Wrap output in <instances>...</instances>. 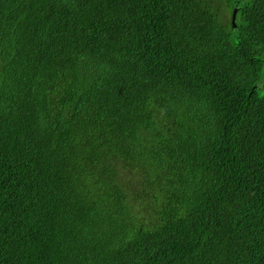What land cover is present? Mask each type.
I'll return each mask as SVG.
<instances>
[{
  "label": "trees",
  "instance_id": "obj_1",
  "mask_svg": "<svg viewBox=\"0 0 264 264\" xmlns=\"http://www.w3.org/2000/svg\"><path fill=\"white\" fill-rule=\"evenodd\" d=\"M0 264H264V0H0Z\"/></svg>",
  "mask_w": 264,
  "mask_h": 264
},
{
  "label": "rangeland",
  "instance_id": "obj_2",
  "mask_svg": "<svg viewBox=\"0 0 264 264\" xmlns=\"http://www.w3.org/2000/svg\"><path fill=\"white\" fill-rule=\"evenodd\" d=\"M229 18V12L226 11L225 8H223V19L227 20Z\"/></svg>",
  "mask_w": 264,
  "mask_h": 264
},
{
  "label": "water",
  "instance_id": "obj_3",
  "mask_svg": "<svg viewBox=\"0 0 264 264\" xmlns=\"http://www.w3.org/2000/svg\"><path fill=\"white\" fill-rule=\"evenodd\" d=\"M235 18H236V11L234 12V15H233V23L235 22Z\"/></svg>",
  "mask_w": 264,
  "mask_h": 264
},
{
  "label": "bare ground",
  "instance_id": "obj_4",
  "mask_svg": "<svg viewBox=\"0 0 264 264\" xmlns=\"http://www.w3.org/2000/svg\"><path fill=\"white\" fill-rule=\"evenodd\" d=\"M29 46V45H28ZM23 51V50H22ZM4 59V58H3ZM2 64V63H1ZM8 67V66H7Z\"/></svg>",
  "mask_w": 264,
  "mask_h": 264
}]
</instances>
